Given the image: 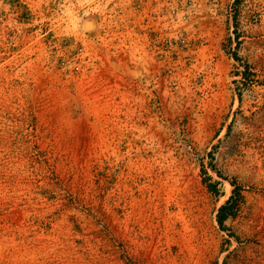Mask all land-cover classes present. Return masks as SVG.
I'll return each instance as SVG.
<instances>
[{
    "label": "rangeland",
    "instance_id": "374dc122",
    "mask_svg": "<svg viewBox=\"0 0 264 264\" xmlns=\"http://www.w3.org/2000/svg\"><path fill=\"white\" fill-rule=\"evenodd\" d=\"M0 264H264V0H0Z\"/></svg>",
    "mask_w": 264,
    "mask_h": 264
},
{
    "label": "trees",
    "instance_id": "16d2710c",
    "mask_svg": "<svg viewBox=\"0 0 264 264\" xmlns=\"http://www.w3.org/2000/svg\"><path fill=\"white\" fill-rule=\"evenodd\" d=\"M231 186L233 187L232 195L226 202L225 206H222L217 215V223L220 228H223L224 222L233 215L234 210L237 208V203L239 200H241V192L239 187L235 183H231ZM209 189H212V191L215 190V186L209 184Z\"/></svg>",
    "mask_w": 264,
    "mask_h": 264
},
{
    "label": "bare ground",
    "instance_id": "6f19581e",
    "mask_svg": "<svg viewBox=\"0 0 264 264\" xmlns=\"http://www.w3.org/2000/svg\"><path fill=\"white\" fill-rule=\"evenodd\" d=\"M89 27V26H88ZM90 28V27H89Z\"/></svg>",
    "mask_w": 264,
    "mask_h": 264
}]
</instances>
